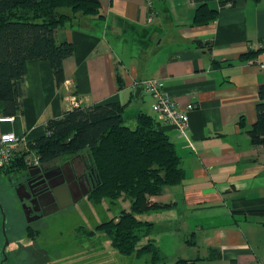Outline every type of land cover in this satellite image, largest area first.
<instances>
[{"label": "crops", "instance_id": "1", "mask_svg": "<svg viewBox=\"0 0 264 264\" xmlns=\"http://www.w3.org/2000/svg\"><path fill=\"white\" fill-rule=\"evenodd\" d=\"M100 4L102 19L83 30H57L58 42L75 47L61 86L48 61L28 62L21 111L13 123L0 122V135L20 137L16 157L27 158L28 144L46 134L50 120L72 110L74 100L80 107L120 102L133 127L140 113L154 116L152 98L136 83L157 80L182 108L195 107L188 138L162 126L185 178L151 202L172 204L155 212L164 216L162 229L187 236L180 241L185 254L169 263L159 250L163 261L264 264V149L249 135L264 85V52L242 59L264 48V0H237L224 9L210 0L207 9L217 17L201 26L195 24L200 4L192 0ZM4 109L0 103V118L7 117Z\"/></svg>", "mask_w": 264, "mask_h": 264}, {"label": "trees", "instance_id": "2", "mask_svg": "<svg viewBox=\"0 0 264 264\" xmlns=\"http://www.w3.org/2000/svg\"><path fill=\"white\" fill-rule=\"evenodd\" d=\"M192 1L200 4L196 25L216 19L217 11H209L206 6L210 0ZM218 2L224 9L237 0ZM103 17L100 0H0V103L5 106L4 115L13 117L21 111L29 61H48L58 86L64 82V62L74 55L75 47L57 41L59 28L83 30ZM262 52L264 48L251 51L242 59H252ZM124 111L120 102L66 111L47 123L43 137L28 144L29 153L42 165L63 156L86 155L97 178L90 200L95 205L105 200L111 205L120 201L129 205L98 225L96 231L103 233L122 256H150V264H168L150 240L155 224L146 216L171 207L153 203L151 198L161 195L166 187L183 183L181 159L156 114L140 113L132 127L126 124ZM256 111L257 122L249 135L253 145L264 149V85L259 88ZM27 154L1 169L7 173L27 170ZM143 238L149 243L139 246ZM174 264L194 263L180 260Z\"/></svg>", "mask_w": 264, "mask_h": 264}, {"label": "rangeland", "instance_id": "3", "mask_svg": "<svg viewBox=\"0 0 264 264\" xmlns=\"http://www.w3.org/2000/svg\"><path fill=\"white\" fill-rule=\"evenodd\" d=\"M72 106L80 107L75 100L72 101ZM67 159L68 156H63L45 166H52ZM85 159L88 161L86 155ZM9 175L11 173L5 170L0 171V206L3 210L1 212L0 209V264L5 257V264H150V256L139 259L135 256H122L111 246L103 233L96 231L98 225L118 216L123 209L129 207L128 204L120 201L111 205L110 201L105 200L101 205H95L88 196L76 200L65 209L44 216L39 221L29 223ZM153 214L156 217L146 216L157 224L156 229H151V241L157 240L154 244L164 254L166 262L173 263L177 255L185 254L180 241L182 237L187 236L182 233L174 238L173 234L162 229L164 225L160 222L164 216ZM4 216V229L10 243L5 255L2 252L7 242L2 232ZM94 232L95 235L91 236ZM188 239H191V236ZM148 243L149 240L143 238L139 246Z\"/></svg>", "mask_w": 264, "mask_h": 264}, {"label": "flooded vegetation", "instance_id": "4", "mask_svg": "<svg viewBox=\"0 0 264 264\" xmlns=\"http://www.w3.org/2000/svg\"><path fill=\"white\" fill-rule=\"evenodd\" d=\"M40 168L42 172L34 174V176L29 174L28 169L9 175L23 208L26 206L25 215L27 213L28 217H26L32 220L31 222L41 220L46 214L52 212L55 206H59L60 201L57 197L61 198V202H64V199L60 197L63 183L67 184L72 200L90 196L97 186L94 169L83 154L69 157V159L52 166L42 165ZM0 209L2 212L1 206ZM4 228L5 224L2 223L3 234ZM4 240L6 242V239ZM9 245L8 242V245L3 246V255L7 252Z\"/></svg>", "mask_w": 264, "mask_h": 264}, {"label": "built area", "instance_id": "5", "mask_svg": "<svg viewBox=\"0 0 264 264\" xmlns=\"http://www.w3.org/2000/svg\"><path fill=\"white\" fill-rule=\"evenodd\" d=\"M135 87H141L152 98L151 110L158 116L163 127H171L178 137L188 138L189 113L195 108L189 105L182 108L172 96L162 88L157 80L148 79L136 83ZM14 117H2L1 123H13ZM21 139L14 133L0 135V168L10 167L16 159V148ZM27 168H40L42 164L35 155L25 158Z\"/></svg>", "mask_w": 264, "mask_h": 264}, {"label": "water", "instance_id": "6", "mask_svg": "<svg viewBox=\"0 0 264 264\" xmlns=\"http://www.w3.org/2000/svg\"><path fill=\"white\" fill-rule=\"evenodd\" d=\"M141 89H138V92H137V95L140 93ZM28 172L31 176H34V174H39L42 172V169L41 168H35V169H28ZM35 172V173H34ZM60 197H62L64 199V202H61V198L57 197L60 201L59 203V206H55V208L52 210V212L48 213V214H52L53 212H56L60 209H65L69 206H71L74 202H76V200H79L80 198H77V199H74L72 200L71 199V196H70V193H69V188L67 186L66 183H63L62 187H61V190H60ZM55 193V192H54ZM87 195V194H86ZM24 210H26V206H24ZM26 212V211H25ZM47 215V214H46ZM26 216L28 217L27 213H26ZM5 216H4V220H3V223L5 224ZM32 220L28 219V222H31ZM4 236H5V239L7 241V236H6V233L4 231ZM6 245H8V241L6 242ZM7 261V258L5 257L4 261L1 263V264H5Z\"/></svg>", "mask_w": 264, "mask_h": 264}]
</instances>
